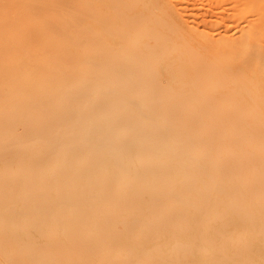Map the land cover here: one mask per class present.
Instances as JSON below:
<instances>
[{
	"label": "bare ground",
	"instance_id": "6f19581e",
	"mask_svg": "<svg viewBox=\"0 0 264 264\" xmlns=\"http://www.w3.org/2000/svg\"><path fill=\"white\" fill-rule=\"evenodd\" d=\"M0 264H264V0H0Z\"/></svg>",
	"mask_w": 264,
	"mask_h": 264
}]
</instances>
